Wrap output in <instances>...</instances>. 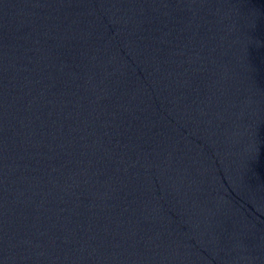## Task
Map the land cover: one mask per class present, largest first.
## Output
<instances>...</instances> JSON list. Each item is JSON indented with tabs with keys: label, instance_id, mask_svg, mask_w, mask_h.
<instances>
[{
	"label": "water",
	"instance_id": "water-1",
	"mask_svg": "<svg viewBox=\"0 0 264 264\" xmlns=\"http://www.w3.org/2000/svg\"><path fill=\"white\" fill-rule=\"evenodd\" d=\"M0 239L264 264V0H0Z\"/></svg>",
	"mask_w": 264,
	"mask_h": 264
}]
</instances>
